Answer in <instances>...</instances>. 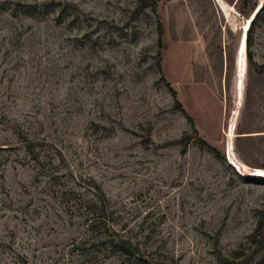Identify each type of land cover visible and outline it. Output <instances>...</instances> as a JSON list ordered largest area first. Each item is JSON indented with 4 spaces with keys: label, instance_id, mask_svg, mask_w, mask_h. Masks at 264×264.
Listing matches in <instances>:
<instances>
[{
    "label": "rangeland",
    "instance_id": "374dc122",
    "mask_svg": "<svg viewBox=\"0 0 264 264\" xmlns=\"http://www.w3.org/2000/svg\"><path fill=\"white\" fill-rule=\"evenodd\" d=\"M16 1L39 3L40 13L25 15ZM68 1L79 9H63ZM256 1L264 3L244 0ZM242 2L158 6L164 73L170 81L165 56L171 63L180 45L195 89L170 82L223 161L195 143L182 153L175 141L192 129L154 58L151 9L134 16L138 0H0V264H120L89 227L90 200L101 194L114 234L146 264H225L237 254L264 264L252 237L261 218L264 237V181L252 178L264 176V74L239 48L251 17ZM252 51L264 64V19ZM18 130L48 141L42 162Z\"/></svg>",
    "mask_w": 264,
    "mask_h": 264
},
{
    "label": "trees",
    "instance_id": "16d2710c",
    "mask_svg": "<svg viewBox=\"0 0 264 264\" xmlns=\"http://www.w3.org/2000/svg\"><path fill=\"white\" fill-rule=\"evenodd\" d=\"M161 0H138V3L134 9V16L143 12L147 8L151 9L157 19V52L154 55V58L158 64L159 70L162 73V79L169 88L170 92L174 97V107L179 109L187 118L190 123L192 131L186 130L180 138L175 140L177 143L181 145V152L185 153L187 151L188 145L190 143H195L199 145L200 148L207 150L210 152L215 158L219 160H225L224 154H222L221 150L211 141L202 137L195 124L194 117L190 114V112L186 109L183 103L180 101L178 97V92L176 88L172 85V83L167 79L164 68H163V55L162 49L164 47V37H165V28L164 21L161 15L158 12V6ZM242 9L245 15H252L254 11L259 7L258 2L256 1L252 6H248L244 0H242ZM17 9L25 15L36 16L40 13V4L39 3H31V2H22L16 1ZM70 7L72 9L78 10L79 7L73 2H65L66 9ZM264 19V3L256 12L253 17L250 27L246 34V45H247V53L251 62V67L254 72L264 74V64L258 63L254 59V54L252 51V46L254 43V32L260 20ZM228 76L226 75V80ZM19 136L25 144V148L27 153L34 159L35 162H42L40 149H45L48 146V141L44 138H31L24 131L18 130ZM252 178L257 180H263V175H254ZM73 189H67L65 191V197H67V201H72L75 199L73 197ZM66 199V198H65ZM81 205L84 202L83 198H80ZM86 201V200H85ZM92 202V208L90 210V222L89 227L95 231L96 237L94 238V244L100 246H106L110 251L114 254H118L120 257V264H146L148 263L147 259L143 254L139 252L137 248H135L129 242L119 239L112 230V224L110 223V210L107 207V198L105 194H101L97 200H90ZM78 203V202H77ZM80 205V204H79ZM262 219L259 221V225L256 228L255 232L252 234L253 242L258 245L259 248L263 247L261 245L264 244V237L259 238L260 229L262 227ZM262 250V249H261ZM25 261V259H23ZM225 264H250L251 258L246 256L245 254H237L233 256V259H225Z\"/></svg>",
    "mask_w": 264,
    "mask_h": 264
},
{
    "label": "crops",
    "instance_id": "0c3cea01",
    "mask_svg": "<svg viewBox=\"0 0 264 264\" xmlns=\"http://www.w3.org/2000/svg\"><path fill=\"white\" fill-rule=\"evenodd\" d=\"M172 55L174 56V60L168 62V59L165 56V69L167 66H169V72L168 68L166 69V73L169 76L170 81L175 85L177 88H184L185 90L190 89L193 90V86L189 84V75L190 73L187 72V67L190 65V60L188 56V52L182 48L180 45L176 44L173 46ZM165 55H166V48H165ZM195 89V88H194ZM204 93L209 96L213 102L216 101V95L209 90L208 88H204ZM188 106V105H187ZM189 111L193 114L191 107L188 106Z\"/></svg>",
    "mask_w": 264,
    "mask_h": 264
},
{
    "label": "bare ground",
    "instance_id": "6f19581e",
    "mask_svg": "<svg viewBox=\"0 0 264 264\" xmlns=\"http://www.w3.org/2000/svg\"><path fill=\"white\" fill-rule=\"evenodd\" d=\"M257 9H259V8H257ZM255 14H256V13H255ZM255 14H254V16H255ZM254 16H253V17H254ZM253 17H250V18H249L248 25H247V27H246V29H245V36H243V39L241 40V43H240V45H239V48H240L241 50H243V52L246 50V47H247V45H246V41H245V38H246V31H247V29H248V27H249V25H250V23H251ZM239 48H238V53L241 55L243 52L240 51Z\"/></svg>",
    "mask_w": 264,
    "mask_h": 264
},
{
    "label": "water",
    "instance_id": "95a60500",
    "mask_svg": "<svg viewBox=\"0 0 264 264\" xmlns=\"http://www.w3.org/2000/svg\"><path fill=\"white\" fill-rule=\"evenodd\" d=\"M261 6H259L258 8H260ZM258 11V9H256L255 11H254V13L251 15V17H253L254 16V14L256 13ZM263 175V174H262Z\"/></svg>",
    "mask_w": 264,
    "mask_h": 264
},
{
    "label": "clouds",
    "instance_id": "9594fccd",
    "mask_svg": "<svg viewBox=\"0 0 264 264\" xmlns=\"http://www.w3.org/2000/svg\"><path fill=\"white\" fill-rule=\"evenodd\" d=\"M246 34H247V32H246ZM246 41V40H245Z\"/></svg>",
    "mask_w": 264,
    "mask_h": 264
}]
</instances>
